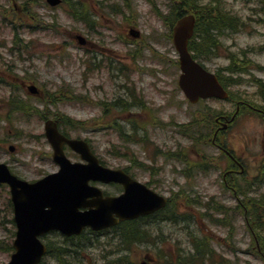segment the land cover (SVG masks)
I'll return each instance as SVG.
<instances>
[{
	"label": "rangeland",
	"instance_id": "obj_1",
	"mask_svg": "<svg viewBox=\"0 0 264 264\" xmlns=\"http://www.w3.org/2000/svg\"><path fill=\"white\" fill-rule=\"evenodd\" d=\"M178 2L65 0L66 4L52 8L46 0H0V163L8 164L15 175L30 182L57 171L45 137L46 120L41 118H70L80 123L79 128L62 122L65 131L88 140L104 165L128 169L134 178L171 198L175 211L190 220L171 221L166 218L171 217L168 209L141 222L139 227L149 224L152 242L135 244L132 251L117 245L110 251L108 244L99 246L98 237L92 233L78 237L74 245L63 246L67 260L73 264L74 258L76 264H105L107 259L116 257L112 254L121 251L122 264H141L149 259L148 264H210V260L197 257L194 247V238L197 241L205 236L213 240L216 249L209 255L225 264H264L254 253L248 230L252 224L259 225L258 237L264 238V207L249 225L235 209L238 201L223 182L227 160L212 146L214 127H207L210 130L206 140L205 130L191 129L190 139L179 132L182 125L202 119L207 113L211 121L221 111L232 113L235 105L218 100L191 105L181 92L180 71L175 65L178 54L171 42L169 25L175 20L173 6ZM209 4L219 6L222 14L234 18L235 24L219 33L214 31L220 36V43L204 61L227 79L230 77L229 84L243 81L231 89L249 93L245 101L262 105L258 86L264 82V0L197 2L198 9ZM74 7L91 20L89 26L73 17ZM40 23L51 29L43 30ZM130 27L140 31L139 39L129 37ZM76 35L84 36L91 44L79 46ZM232 62L236 65L230 71ZM112 64H120L124 73L103 68ZM24 75L43 90V101L17 86ZM251 78L257 88L246 82ZM14 95L34 106L32 116L16 117L18 114L9 112L8 101ZM123 96L124 100H120ZM114 103L124 107L117 109ZM251 113H242L224 134V143L244 164V177L250 183L242 185L245 193L236 186V195L242 201L247 195L246 201L256 199L264 206V183L257 177L258 169L264 170V124ZM140 136H145L144 140ZM11 146L15 147L14 153L9 151ZM67 154L73 161L79 160L70 150ZM199 164L208 167L190 171ZM101 187L110 194L123 190L120 185ZM11 219L9 189L0 185V242L5 246L0 249V264H7L13 253L9 248L14 232ZM16 231L17 228L14 235ZM91 241L95 246H90ZM46 242L54 250L65 244L59 234H50ZM263 247L261 241L262 252ZM43 264L61 263L53 255L46 257Z\"/></svg>",
	"mask_w": 264,
	"mask_h": 264
},
{
	"label": "water",
	"instance_id": "obj_2",
	"mask_svg": "<svg viewBox=\"0 0 264 264\" xmlns=\"http://www.w3.org/2000/svg\"><path fill=\"white\" fill-rule=\"evenodd\" d=\"M48 2L56 6L61 0ZM193 23V16L182 18L174 28L175 40L179 34L190 36ZM79 39L82 44L85 43L84 39ZM175 40L183 70L180 85L187 97L192 102H197L200 97H227L216 77L208 76L199 69L188 52L187 42ZM30 90L37 92L35 87H30ZM46 130L55 151L54 160L61 167L60 172L29 183L13 176L5 165H0V182L11 187L18 227L15 253L8 264H39L47 252L40 238L51 230H59L67 236L79 235L86 227L102 230L121 220L146 216L166 206V199L131 179L123 171L101 166L86 142L70 140L61 135L57 124L52 121L46 123ZM64 144L81 154L88 164H73L68 160ZM91 180L121 183L125 193L117 198L104 197L101 190L89 185ZM115 215L119 218H115Z\"/></svg>",
	"mask_w": 264,
	"mask_h": 264
},
{
	"label": "trees",
	"instance_id": "obj_3",
	"mask_svg": "<svg viewBox=\"0 0 264 264\" xmlns=\"http://www.w3.org/2000/svg\"><path fill=\"white\" fill-rule=\"evenodd\" d=\"M178 1L180 2H178V5L174 7L176 18H180L181 16H184L188 13H195L198 18V25H197L198 36L194 38L191 42V49L192 51H195L196 56L209 54L211 52L212 47L214 46V38L211 35L214 31L229 29L232 27V25L235 24L234 18L226 14H222L223 10L220 9L219 6L217 5L211 7L212 4H209L207 5V7L202 6L198 9L197 6L198 0H178ZM194 4H196V7ZM225 22L227 23L226 25L229 26H226ZM19 108L21 107L19 106ZM254 212L256 211L254 210ZM160 215L161 213L152 216L151 218L148 217L141 219L139 221L123 223L117 228H115V231L118 235V241L116 245L119 248H122V250L124 248L130 250V247L135 244L151 243L152 242L151 232L146 228L143 229L142 227H139V224L141 223L140 221H147L149 219L156 218ZM171 218L173 219V217ZM256 222L257 221H254V223ZM85 234L86 233H84L80 237V239L83 238ZM77 239L78 237L64 239L65 244L60 245L56 250H54L51 246H49L50 249L49 254L52 256L56 255L57 262H60L61 264H73L72 262L67 260V257L65 255L67 254V252L63 249V246L74 245ZM195 241L196 239L194 238V247L196 249V255L202 258L205 255V253H207V251L205 250L206 243L201 239H198L196 242ZM77 254H78V250H76L75 256ZM63 259H66V261H64ZM72 261L74 262V264H76L75 258ZM121 262H123V257H118V259L112 263L120 264Z\"/></svg>",
	"mask_w": 264,
	"mask_h": 264
},
{
	"label": "bare ground",
	"instance_id": "obj_4",
	"mask_svg": "<svg viewBox=\"0 0 264 264\" xmlns=\"http://www.w3.org/2000/svg\"><path fill=\"white\" fill-rule=\"evenodd\" d=\"M193 15V17H194V23H193V30H192V32L191 33H193V35L191 36H186L185 34H179V36L177 37V41H179L180 43H184V42H187V44L190 46L191 45V42H192V40L194 39V38H196L197 36H198V29H197V25H198V18H197V16H196V14L195 13H188V14H186V15H184V16H192ZM176 19H178V18H176V16H175V20ZM224 27H226V26H224ZM232 27H233V25H232ZM222 30H218V33L219 32H221ZM218 33H214L213 32V34L211 35L213 38H214V46L212 47V50H211V52L209 53V54H205V55H200V56H196V53H195V51H192L193 52V54H194V56H196V58H198V59H200L199 61H200V63H198L197 64V66L199 67V69H202L203 71H204V73L206 74V75H208V76H211V75H214V74H217V75H219L220 76V73H222L220 70H213V69H211L207 64H206V62L204 61V59H208V58H210V54H212V53H214V52H216V50L218 49L217 47H218V44L220 43V41H219V38H220V36L218 35ZM175 36H176V34H174V29H172V32H171V37H172V39L173 40H175ZM212 38V39H213ZM175 40V41H176ZM198 41H200V40H198ZM174 44V43H173ZM205 56V57H204ZM195 60V59H194ZM197 62V61H196ZM236 64H235V62H232V64H231V66H230V71L232 70V68L231 67H233V66H235ZM228 80H231V81H228ZM227 82H230V83H232V79L230 78V77H228V79H227ZM258 89H259V96H261L262 97V99H260V102H262V105H259L258 103H256L255 101H250V100H247V102L248 103H251V106L252 107H250V106H246L245 108H246V110H250L251 112H253L254 113V115H258V117H260L263 121H264V98H263V95H264V82L263 83H260V85L258 86ZM243 101H245V99H243ZM239 112L240 113H244V111L242 110V108L239 110ZM247 112V111H246ZM204 169V168H203ZM234 169H241V170H245L246 171V168H245V166H244V164H237L236 166H230V167H228L227 168V172H226V174H224V176H223V178H224V183H226L227 184V186L228 187H230V188H234L235 189V191H234V196H235V199L237 200V201H239V202H246V200L247 199H249L248 198V196L247 195H245V200L244 201H242L241 199H240V196H238V195H236V186H240V187H242V185L244 184V182H245V177L244 176H239V175H237V173H235V172H233L232 170H234ZM264 171V170H263ZM232 174H234V175H232ZM243 188V190H244V192L243 193H245L246 191V188L245 187H242ZM243 196H244V194H243ZM81 211H83V210H81ZM256 212H254V210H253V212H252V214H254L253 216H257L258 215V210H255ZM115 218H119L117 215H115ZM264 219V218H263ZM14 221H15V218H14ZM249 225V224H248ZM16 228H17V231H16V234H17V232H18V227L16 226ZM86 235V234H85ZM82 235H80V236H76V237H81ZM260 244H261V242H260Z\"/></svg>",
	"mask_w": 264,
	"mask_h": 264
},
{
	"label": "flooded vegetation",
	"instance_id": "obj_5",
	"mask_svg": "<svg viewBox=\"0 0 264 264\" xmlns=\"http://www.w3.org/2000/svg\"><path fill=\"white\" fill-rule=\"evenodd\" d=\"M260 99H262V97L260 96ZM264 104V103H263ZM241 106H244V107H246V106H250V107H252L251 106V103H248L247 101H242V105ZM237 108L240 110L241 109V107H240V105H237ZM233 172H235V173H237V172H239V170H237V169H234V170H232ZM232 175H234V174H232Z\"/></svg>",
	"mask_w": 264,
	"mask_h": 264
}]
</instances>
